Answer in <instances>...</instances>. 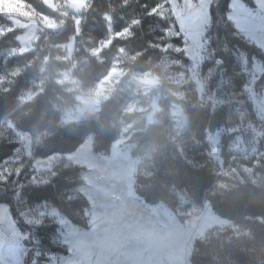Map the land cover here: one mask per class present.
<instances>
[{
  "label": "rangeland",
  "instance_id": "374dc122",
  "mask_svg": "<svg viewBox=\"0 0 264 264\" xmlns=\"http://www.w3.org/2000/svg\"><path fill=\"white\" fill-rule=\"evenodd\" d=\"M213 1L163 0L152 12L171 21L166 35L181 37L182 44L171 41L162 46L161 60L146 71L132 67L133 56L121 46L112 56L107 74L86 87L73 70L81 15L90 0H40L53 13L40 11L33 0H0V38L9 31L20 30L16 37L18 45L0 52L5 58L33 49L43 30L60 31L68 19L71 20L75 32L58 45L62 52L60 57L70 66L59 72V80L74 91L77 102L65 110L64 122L96 115L102 104L114 95L123 97L124 110L133 114V121L123 126L121 136L106 151H95L94 135L88 134L73 151L45 156L35 154L36 134L3 120L13 130L18 147L3 162L0 181H10L12 187L20 186L26 179L18 177L27 168L22 178L30 173L28 183L42 184L59 164L80 166L83 185L79 191L87 197L89 207L85 212L86 227L74 223L50 202L22 211L25 221L55 224L57 231L62 230L78 242L75 254L61 245L66 252H47L40 259L35 244L28 239L15 241L16 236L35 237V229L21 230L10 206L0 202V238L7 236L13 241L5 240L0 244V264H53L48 259L49 254L70 257L76 264H191L197 238L213 228L237 227L231 220L218 215L208 201L201 205L188 204L182 197L178 207L173 209L162 201H146L135 190L136 176L148 148L139 146L134 134L141 128L160 123L167 114L170 136L180 138L188 127L186 105L210 107L211 110L226 103L231 105L232 115L214 131H207L212 156L220 169H225L223 172L230 173L225 166V154L231 155L227 166L237 162L248 175L255 173L246 161L255 158L254 164L264 167L263 61L256 56L249 58L245 51L236 49L235 58L241 67L237 74L244 78V83L238 88L225 74L222 60L213 58L214 52L209 46ZM256 1L262 3V0ZM255 7L256 4L251 7L243 0H231L228 16L239 34L264 51V30L261 29L264 15L261 16ZM108 21L109 37L91 49L100 60L102 51L117 36L129 31V28L117 31L110 17ZM181 50L186 60L172 54ZM32 96L27 92L22 98ZM257 176H262L261 172ZM10 177L13 179L9 180ZM41 211L44 216L40 215ZM28 248L31 250L25 251Z\"/></svg>",
  "mask_w": 264,
  "mask_h": 264
},
{
  "label": "trees",
  "instance_id": "16d2710c",
  "mask_svg": "<svg viewBox=\"0 0 264 264\" xmlns=\"http://www.w3.org/2000/svg\"><path fill=\"white\" fill-rule=\"evenodd\" d=\"M43 12L53 13L33 0ZM231 0H214L210 11L212 23L209 30L213 58L222 60L225 74L239 88L244 78L237 74L241 69L235 50L245 51L249 58L263 61L264 51L239 34L228 16ZM254 7V0H243ZM163 0H90L81 15L80 33L76 36L74 75L84 86H92L111 67L112 56L123 46L133 56L130 65L142 71L149 70L162 58V46L169 42L182 44L181 37H169L165 30L170 20L153 13ZM109 17L115 30L129 28L124 36H117L99 55L91 51L110 35ZM2 16H0V22ZM60 31L45 29L35 47L27 52L0 56V168L18 147L13 130L3 120L16 128L28 130L38 136L35 154L45 156L53 152L76 149L88 134L94 135L95 151H106L121 136L125 124L133 121V114L124 110L123 97L114 95L107 99L96 115L80 121L64 122L65 110L77 102L75 93L59 80V72L70 66L61 58L59 44L66 42L75 32L71 20ZM19 29L9 31L0 38V52L18 45ZM184 60L183 51L172 52ZM264 80V73H263ZM27 92L32 98L23 99ZM180 100V99H179ZM183 101V100H180ZM189 104V103H188ZM189 121L180 138L173 139L168 131V115L134 134L139 146H147L135 180L136 192L149 202L162 201L176 209L183 198L188 204L201 205L208 201L220 216L231 220L237 227L211 229L197 238L191 254V264H264V167L254 164L255 158L245 163L254 175L241 170L225 154L223 172L215 162L207 141V131H214L230 115L231 105L226 103L211 110L210 107L186 105ZM137 154V150H133ZM28 169H23L19 179ZM261 172L262 176H257ZM13 178L10 177L9 180ZM22 184L12 187L10 181H0V202H6L18 226L23 231L34 227L25 222L22 211L35 204L50 202L74 223L86 227L87 197L79 191L83 185L82 168L75 165H57L47 182ZM19 197V202L15 199ZM47 225V224H46ZM56 228L55 224H51ZM35 229V228H34ZM53 227L39 230L42 244L37 247L39 258L45 253L66 252L65 247L49 240ZM36 234V232H35ZM31 243V242H30Z\"/></svg>",
  "mask_w": 264,
  "mask_h": 264
},
{
  "label": "snow or ice",
  "instance_id": "6c2138e0",
  "mask_svg": "<svg viewBox=\"0 0 264 264\" xmlns=\"http://www.w3.org/2000/svg\"><path fill=\"white\" fill-rule=\"evenodd\" d=\"M5 183L7 182L6 180L4 181ZM5 190H0V196L5 195ZM17 202H19V197H15ZM41 216H44L45 213L43 211L40 212ZM26 223L34 224L35 232L36 235L35 237H32L29 235L28 237H23V236H16L15 241L19 242L23 239H28L32 244H35L37 247H39L42 244V239L39 234V230L41 228H48V227H53V232L49 234V240L52 241L54 244L57 245H64L69 248L70 253L75 254L77 251V244L78 242L73 241L70 239V237L66 234L63 233L62 230L57 231L56 228L53 225H46L43 223V221H25ZM59 222H57L58 224ZM2 231V229H0ZM5 240H7L9 243H12L13 241L8 239L7 236L0 238V244H2ZM31 249L28 248L25 251H30ZM48 259L53 262V264H76V262L71 259L70 257H65V256H60L56 254H49Z\"/></svg>",
  "mask_w": 264,
  "mask_h": 264
},
{
  "label": "crops",
  "instance_id": "0c3cea01",
  "mask_svg": "<svg viewBox=\"0 0 264 264\" xmlns=\"http://www.w3.org/2000/svg\"><path fill=\"white\" fill-rule=\"evenodd\" d=\"M255 1V0H254ZM232 2H233V0H232ZM257 3H258V5H257ZM255 4H256V6L257 7H255V10L257 11V9H258V11L257 12H261V16L262 15H264V0H262V3L260 4L259 2H255ZM260 5V6H259ZM254 8H252L251 10H253ZM259 21V20H258ZM259 23H260V21H259ZM264 24V23H263ZM263 24H261V26L263 25ZM261 29L262 30H264V26L263 27H261Z\"/></svg>",
  "mask_w": 264,
  "mask_h": 264
}]
</instances>
